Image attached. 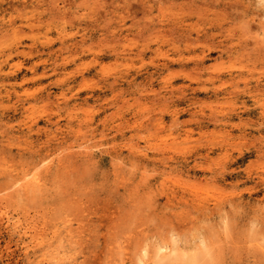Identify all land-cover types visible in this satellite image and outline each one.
Listing matches in <instances>:
<instances>
[{
    "label": "rangeland",
    "instance_id": "374dc122",
    "mask_svg": "<svg viewBox=\"0 0 264 264\" xmlns=\"http://www.w3.org/2000/svg\"><path fill=\"white\" fill-rule=\"evenodd\" d=\"M0 264H264V0H0Z\"/></svg>",
    "mask_w": 264,
    "mask_h": 264
},
{
    "label": "bare ground",
    "instance_id": "6f19581e",
    "mask_svg": "<svg viewBox=\"0 0 264 264\" xmlns=\"http://www.w3.org/2000/svg\"><path fill=\"white\" fill-rule=\"evenodd\" d=\"M201 62V61H200ZM172 63H181L182 66L186 67L188 64V62H185L183 58H172V59H166L164 60L163 62H156V63H153V66L157 69V70H160V69H164V68H168L171 66ZM201 63H196L195 66L199 67ZM204 66V65H202ZM203 69V68H202ZM35 173V172H34ZM33 173V174H34ZM35 177L37 178V175L35 174ZM35 177L34 175L32 176V179L34 178L35 180ZM29 178V177H28ZM31 178V177H30ZM25 180H30V179H26ZM24 180V181H25ZM36 181V180H35ZM35 184V182L32 180V181H28L26 183H24V187H29L30 186V189H31V185L32 184ZM38 183V182H37ZM36 186V185H35ZM28 189V188H27ZM165 245L161 246L162 248L164 247ZM160 247V245H159ZM161 247L158 248L161 250ZM168 246H166V249H167ZM161 253V252H160ZM157 257V256H156ZM192 260V259H191Z\"/></svg>",
    "mask_w": 264,
    "mask_h": 264
}]
</instances>
